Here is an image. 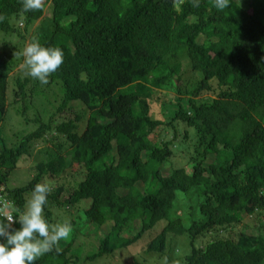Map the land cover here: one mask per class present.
Instances as JSON below:
<instances>
[{
    "label": "trees",
    "instance_id": "trees-1",
    "mask_svg": "<svg viewBox=\"0 0 264 264\" xmlns=\"http://www.w3.org/2000/svg\"><path fill=\"white\" fill-rule=\"evenodd\" d=\"M19 23L36 27L31 42L63 50L49 76L64 88L59 110L73 101L89 110L60 122L37 114L7 129L9 85L24 99L29 78L11 80L14 61L0 52V222L23 213L36 183L72 169L84 178L51 187L43 214L50 226L74 207L97 226L113 220L88 258L113 254L163 221L148 253L172 260L170 238L187 236L182 264H264V0H230L223 11L213 0H44L27 13L21 0H0L5 47L8 36H26ZM168 84L180 94L170 122L155 99ZM178 124L189 145L175 165L174 142L162 132L167 125L177 137ZM21 166L30 177L19 184ZM194 191L198 214L183 218L178 195ZM138 219L141 231L123 235ZM58 249L35 264H77L72 239Z\"/></svg>",
    "mask_w": 264,
    "mask_h": 264
},
{
    "label": "rangeland",
    "instance_id": "rangeland-1",
    "mask_svg": "<svg viewBox=\"0 0 264 264\" xmlns=\"http://www.w3.org/2000/svg\"><path fill=\"white\" fill-rule=\"evenodd\" d=\"M19 25V32L26 36H21L18 32L8 36L5 38L8 42L6 47L4 46L3 39L5 35H0V52L12 57V60L14 61L11 69L12 76L10 79H15L17 76V79L20 77L22 80L29 78L28 85L25 88L27 90V94L24 99L19 98L16 94H14V92H12L15 87L14 83L9 85L10 106L9 113L5 121L7 129L12 130L14 127H18L22 124V122H27V120L28 122H31L37 114H40V116L44 118L50 114H55L58 122L69 118L74 119L79 115H86V111L89 109L78 101H73L66 109L61 111L59 110V107L62 105L64 99V88L61 82H51L49 77L48 84L41 85L38 80L25 75V69L21 67L24 63L23 50L25 46L34 39L36 27L27 32L25 24L22 25L19 23ZM181 61L183 69L187 70L186 59L182 58ZM184 78L188 82L191 80L192 76L190 74H185ZM42 93L45 96L44 99H40V96H38ZM177 96H180V94L173 84H168L163 88L155 90V99L158 100L160 107L162 103L163 108L161 112L167 122L171 121L172 116L178 110ZM186 110H190L188 104H186ZM83 127L84 126L81 125V129ZM162 134L163 139H169L174 142L176 152L173 158V163L175 165L184 163V149L187 145H189V141L185 139L183 126L178 124L177 137L174 134V129L172 127H168L167 125L164 126ZM113 154L118 157L115 150L113 151ZM16 174V178L20 181L19 184L28 182L30 175L27 167L21 166L19 170L16 171ZM71 175L73 176L70 177ZM84 176L85 172L70 169L69 173L64 175L62 179H48L46 183L55 189L61 181H67L65 182L67 185L75 184L77 181L82 180ZM201 200L202 197L197 193V191L192 193L191 198H187L183 194H179L176 201L175 211L177 214L187 219L192 213H194L193 215L198 214V208ZM90 203L91 201L88 200L84 201L82 204H86V207H88ZM79 209V207H74L71 212H56L53 215V221L51 224L55 225L64 222H69L71 224V233L68 238L60 241V247L67 245L70 242V239H72L74 246L73 250L78 254L77 257H74V259L78 261L77 264H182L183 256L190 250V247L187 244L189 240L187 236L174 235L170 238L172 239V250L174 251L170 253V255H172V260L168 258L166 254L160 257L159 254L148 253L147 247L150 241L154 235L163 228V221H161L154 227V229L144 232L142 237L135 243L117 249L110 255L88 258V256L95 250L99 249L98 247L100 245L101 238L104 236L103 234H108L111 231L114 222L113 220H108L102 226H97L91 223V221L87 218L85 210ZM243 216L244 218H248L247 222L252 221V218L247 213H243ZM142 228L143 222L138 219L135 222H132L123 235H135L140 232ZM238 229H242L241 225L237 226L236 230ZM221 234L227 235L226 231ZM205 242L206 238L204 240H200L197 245L199 246Z\"/></svg>",
    "mask_w": 264,
    "mask_h": 264
},
{
    "label": "clouds",
    "instance_id": "clouds-1",
    "mask_svg": "<svg viewBox=\"0 0 264 264\" xmlns=\"http://www.w3.org/2000/svg\"><path fill=\"white\" fill-rule=\"evenodd\" d=\"M194 7H199L200 0H190ZM214 7L220 11L228 8L230 0H213ZM24 13L42 10L44 0H21ZM25 75L47 85L50 74L55 73L64 62L63 50L59 47L43 46L39 42L28 43L24 50ZM82 79H86L82 75ZM51 187L46 183H36L31 198L26 201L25 209L16 218L6 217L0 222V264H35V262L51 252L58 251L61 240L71 233L69 222L49 225L44 217ZM14 222L20 227L15 228Z\"/></svg>",
    "mask_w": 264,
    "mask_h": 264
}]
</instances>
